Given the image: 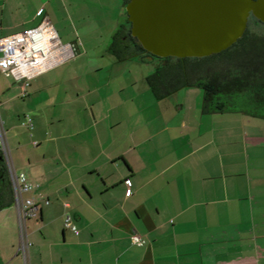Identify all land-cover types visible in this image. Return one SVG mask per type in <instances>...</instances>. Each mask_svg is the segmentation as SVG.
Masks as SVG:
<instances>
[{"label":"crops","instance_id":"obj_1","mask_svg":"<svg viewBox=\"0 0 264 264\" xmlns=\"http://www.w3.org/2000/svg\"><path fill=\"white\" fill-rule=\"evenodd\" d=\"M114 1L0 0L21 17L0 38L50 22L74 51L27 86L0 72L4 151L39 206L0 210V264H264V120L204 114L192 87L157 99L110 46L93 66L83 38L127 24Z\"/></svg>","mask_w":264,"mask_h":264},{"label":"trees","instance_id":"obj_2","mask_svg":"<svg viewBox=\"0 0 264 264\" xmlns=\"http://www.w3.org/2000/svg\"><path fill=\"white\" fill-rule=\"evenodd\" d=\"M129 0H125V5ZM260 22L253 16L241 38L232 46L206 57H157L131 35V23L121 25L112 37L110 49L118 61L143 56L159 64L146 82L157 99L185 88L202 90L204 114L239 113L264 120V35L251 30ZM14 204L6 162L0 152V210Z\"/></svg>","mask_w":264,"mask_h":264},{"label":"water","instance_id":"obj_3","mask_svg":"<svg viewBox=\"0 0 264 264\" xmlns=\"http://www.w3.org/2000/svg\"><path fill=\"white\" fill-rule=\"evenodd\" d=\"M131 35L160 57H206L232 46L248 19L264 23V0H129Z\"/></svg>","mask_w":264,"mask_h":264},{"label":"built area","instance_id":"obj_4","mask_svg":"<svg viewBox=\"0 0 264 264\" xmlns=\"http://www.w3.org/2000/svg\"><path fill=\"white\" fill-rule=\"evenodd\" d=\"M73 55L74 51L61 43L50 22L0 38V72L12 75L24 86L28 85L32 77ZM26 124L32 127L31 119H27ZM1 129L0 125V152L4 151V137ZM3 156L20 221L36 218L39 206L32 198L23 197V193L33 189L34 185L27 180L24 173L15 172L5 151ZM130 194L131 191L128 190L126 195ZM64 228L78 234V229L69 216L64 219ZM130 240L139 247L146 244V241L137 234H132ZM27 245L24 244V246Z\"/></svg>","mask_w":264,"mask_h":264},{"label":"rangeland","instance_id":"obj_5","mask_svg":"<svg viewBox=\"0 0 264 264\" xmlns=\"http://www.w3.org/2000/svg\"><path fill=\"white\" fill-rule=\"evenodd\" d=\"M91 1H94V0H91ZM109 1L112 2V4H107V6L109 8H111L112 6H115V4H114L115 1L114 0H109ZM1 4H2V2H0V5ZM106 12H108V10H106ZM2 19H3V23H4V25L2 27L3 29L8 24L9 25L10 24L13 25V24H17L18 22H21V17H19V15H17L16 12H14V11L9 12L7 10V7H6V8L3 9V13H2V9H1V6H0V20H2ZM92 20H94V24L92 26H90L91 28H96L95 26H98V27L101 28V23H100L99 20L97 21L95 18L92 19ZM95 20H96V22H95ZM126 20H128L127 14L125 16V20L124 21H126ZM77 24H78V22H77ZM77 24L75 26L77 28L82 26V25H79V24L77 25ZM30 26H32V25H27V27H25V28H28ZM66 26H67L66 27L67 30L70 31V27L68 26V23H67ZM251 30L254 31L258 35H264V23L258 22L257 23V27L251 26ZM16 31H18V30H16ZM6 34H8V31H1L0 30V36H4ZM58 37H59V39H61L60 41L62 43L65 42L64 40L66 39V37H64L63 35H60V36L58 35ZM111 37H112V31H111L110 27L104 26V27H102L101 30L95 31L91 36L83 38V42H84V44L86 45L87 48H91V50L94 47H96V49L99 48V49H97L94 52H88V54L85 56V59H90L91 60L90 62H93V66H95L96 62L100 61V60H102L101 63H104V64H107L108 61H111V60L108 59V55L104 54V52H103V49L104 50L106 49L105 53H107V49H108V47L110 46V43H111ZM145 57L147 58L146 59L147 62L146 63H141V64H139V63L136 64L137 62H139L138 58H132V59L129 60V61H132L129 64V66H128V68H130V72L132 71L133 75H135V76H137L139 78H141L142 76H146L147 74H152L153 71L155 70V67L157 66V64H159V61H158L157 58L150 57V56H145ZM4 79L5 78H3V76H1V74H0V84H1V82ZM192 88H194V87H192ZM194 89L199 91L202 94V90L201 89H199V88H194ZM186 90H189V88L182 89L180 91L183 92V91H186ZM180 91H178V92H180ZM175 95H176V93H175ZM183 95L180 94L179 97H176V96H174V94H172V95H170V97H171V99L182 100L183 101L184 100L183 97H182ZM249 118H251V117H249ZM0 121H1V119H0Z\"/></svg>","mask_w":264,"mask_h":264},{"label":"flooded vegetation","instance_id":"obj_6","mask_svg":"<svg viewBox=\"0 0 264 264\" xmlns=\"http://www.w3.org/2000/svg\"><path fill=\"white\" fill-rule=\"evenodd\" d=\"M252 16V15H251ZM251 16L249 17V19H248V22H249V20L251 19ZM247 26H248V24H247ZM247 29V28H246Z\"/></svg>","mask_w":264,"mask_h":264}]
</instances>
